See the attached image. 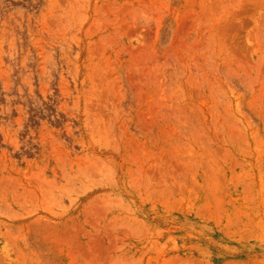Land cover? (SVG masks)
Returning <instances> with one entry per match:
<instances>
[{
	"label": "rangeland",
	"instance_id": "1",
	"mask_svg": "<svg viewBox=\"0 0 264 264\" xmlns=\"http://www.w3.org/2000/svg\"><path fill=\"white\" fill-rule=\"evenodd\" d=\"M0 264H264V0H0Z\"/></svg>",
	"mask_w": 264,
	"mask_h": 264
}]
</instances>
